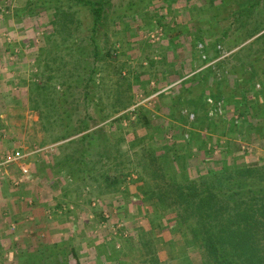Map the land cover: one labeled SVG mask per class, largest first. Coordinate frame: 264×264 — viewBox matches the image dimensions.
Here are the masks:
<instances>
[{"label": "rangeland", "instance_id": "374dc122", "mask_svg": "<svg viewBox=\"0 0 264 264\" xmlns=\"http://www.w3.org/2000/svg\"><path fill=\"white\" fill-rule=\"evenodd\" d=\"M143 1L115 0L95 21L93 7L74 0H0V101L5 102L0 158L16 153L19 158L3 166L0 176L16 171L21 177L11 180L13 188L32 180L42 191L61 195L55 199L59 208L46 204L42 220L72 222L61 240L42 242L34 251L3 245L0 264H122L124 257L127 264H141L136 226L146 225L145 216L162 214L164 226L173 217L158 203L136 199L142 196L134 180L145 155L169 161L164 167L178 177L205 171L204 155L212 154L205 160H215L214 168L264 161V135L251 140L248 134L258 122L264 125V102L253 103L264 97V56L256 60L257 72L243 65L252 58L245 55L264 50V0H184L192 20L180 29L194 35L197 51L191 77L188 70L175 71L172 58L159 56L173 47L162 43L176 29L166 5L171 0L166 7L152 6L161 0H146L148 6ZM233 22L234 37L221 38L223 26ZM238 55L242 59L234 65L229 56ZM222 56L227 63L221 68L215 59ZM231 66H244L241 75ZM161 70L165 79L175 72L184 83L159 93ZM240 76L244 86L237 83ZM216 103L221 114H210ZM106 177L120 183L106 191ZM137 206L144 213H132ZM46 231L27 233L44 239ZM156 241L161 264H201L199 254L185 251L177 236L168 244ZM72 247L76 257L68 254Z\"/></svg>", "mask_w": 264, "mask_h": 264}, {"label": "trees", "instance_id": "16d2710c", "mask_svg": "<svg viewBox=\"0 0 264 264\" xmlns=\"http://www.w3.org/2000/svg\"><path fill=\"white\" fill-rule=\"evenodd\" d=\"M89 4L98 21L103 6ZM148 154L134 181L140 183L143 201L162 205L173 217L164 226L162 214L145 216L146 225L136 226L144 254L141 264H161L154 250L156 239L168 244L173 236L182 241L185 251L197 252L201 264H264V161L255 165L228 161L214 168L211 161L215 160H205L212 154L204 155L205 171L178 177L177 172L170 174L164 167L169 161ZM180 166L185 171L183 163ZM104 182L106 191L120 183L111 177ZM100 217L104 219L102 214ZM68 254L77 256L73 247ZM126 260L121 258L122 264H127Z\"/></svg>", "mask_w": 264, "mask_h": 264}, {"label": "crops", "instance_id": "0c3cea01", "mask_svg": "<svg viewBox=\"0 0 264 264\" xmlns=\"http://www.w3.org/2000/svg\"><path fill=\"white\" fill-rule=\"evenodd\" d=\"M74 1L76 3H79V2L86 3L87 5H90L89 3H92L93 6H96V7H99L98 3H100V2H97L94 0H74ZM167 1H169V0H167ZM232 1H234V0H232ZM116 3L117 2H115V0H108V1L102 2L100 4L104 7L105 5L115 6ZM131 3H133V2L131 1ZM140 3L142 6L143 5L148 6V3L146 2V0L143 1V3L142 2H140ZM156 3H157V5H155ZM156 3L153 4L152 6L166 7L165 6V4H166L165 0L156 1ZM166 5H167V7H170L169 13L172 9V15H174V22L171 21V24H174L176 29H174V32L172 34L165 35V37H164L165 39L162 42V43H165V41L168 43L171 42L172 44H170V45H173V47L171 49H169L168 51L164 50V52H162V53L160 52L161 54L159 53V56L165 55L168 58V60L170 58H172L171 66L174 68V70L178 71V72H183L185 70H188L189 72H191L189 74V76L191 77L192 75L196 74V61L194 58H196L195 52H197V51L191 43V39H193L194 35L187 34V33H185V30L180 29V28L182 26H184V24H187V22L189 23L190 20H192L191 14H190L192 12V9L189 8V6L187 5V3L184 0H173V1L171 0V2L170 1L167 2ZM253 5H255V4H253ZM249 6H252V5H249ZM259 6H261V4ZM237 16L239 19V17H240L239 13L237 14ZM126 20L127 19H125V21ZM235 22H233V25L228 23L227 25L223 26L225 28V31H223L222 35H220L221 38H224L226 40H230V39H232V37H234V35L232 36L233 32L238 30V25H234ZM126 23H128V22H126ZM130 23H132V22H129V24ZM242 23H245V22L242 21ZM247 26H249V25H247ZM166 27H168V26L166 25ZM229 29L231 31H229ZM97 35L98 34H96V37H97ZM98 36L100 37L101 35H98ZM253 38L254 37H252L250 39L253 40ZM235 48H237V46H235L233 49H235ZM126 52H127V54H133L134 53L133 50L131 52L130 51H126ZM12 53L14 54V52H12ZM227 53H225V54H227ZM260 53H262V55H260ZM108 54H109V52H108ZM215 54L216 53H214V55ZM203 55H204V53H203ZM245 56L246 57L252 56V58H251L250 63H245L243 65L246 66V64H248V67H252L253 69H255L253 71L257 72V70L260 68L258 66H256L257 65L256 60L257 59L259 60L261 56H264V50L256 49V50L250 52L248 55H245ZM245 56H243V57L245 58ZM225 57H227V56H225ZM225 57L222 56V57H220V59H218V57H217V59H215V60H217L216 63L219 60L222 61L221 65H220L221 68L227 63V62H225L224 64H222L227 59V58L224 59ZM229 57H230V61H233V62L235 61L234 65H236L240 59H242V56H239V55L234 56V57H231V56H229ZM144 58H148V57H144ZM141 59H143L142 55H141ZM125 61L127 62V59ZM141 63H142V61H141ZM244 66H237L236 68H234L233 66H231V67L233 69L237 70V73L239 75H241V73H239V72L242 71V69H244ZM261 70H264V68H262ZM162 72H163V70L158 71V73H160V77H158V78H161V82H164L162 84L164 87L160 91H158L159 93H162L163 91H166V90H169L172 88H176L180 83H184V81H185V80H183V77L176 75L175 72L173 73L174 75H172L171 78L168 77L169 79H165L164 78L165 76H163L164 74L162 75ZM6 75L9 76L8 73ZM185 78L186 77H184V79ZM188 79H190V78H188ZM237 80H238L237 83H239V85H241V86H244L245 85L244 83H247L246 78L244 76L238 77ZM148 84L155 85L153 81L148 82ZM171 86H173V87L171 88ZM257 86H259V85H257ZM139 91L143 92V90H141V89H139ZM263 93H264V91H263ZM19 97L21 98L22 96H19ZM258 97L254 98L253 103L258 104V103L264 102L263 95H259ZM4 103L2 100L0 101V105H2ZM131 107H133V104ZM4 117H5V115L0 113V135L2 134V131L5 128L4 127L5 122L3 123V121H2ZM263 127H264V125H261L259 122H258V124H256L255 126L252 127V130L250 132H248V134L252 135L251 140H253L256 137H259L258 135H260V134H262L261 138H263V135H264V128ZM256 128H258L260 131V132H258V134L256 133ZM255 142H256V140H255ZM25 163H27L28 166H32L31 163L29 165V163L27 161H24V162L20 161L19 165H21V164L25 165ZM31 170L32 169H30V172H31ZM14 177L19 178L21 176L19 173H16V171L11 172V174H6V175L4 174V175L0 176V234H1V238L4 236L2 239L4 241H7V243L3 241L0 244V247H2L3 245L7 246V244H8V246L10 245L9 246L10 248L14 249L17 246V248H20V250L21 249H23V251L28 250V252H29L31 250L34 251V249L41 246L40 243H42V242L43 243L46 242L47 245L48 244L51 245V244H54V242L57 239L61 240L63 237V235H61L63 230H65L67 227L71 226L72 222L71 221L68 222V220H66V219L63 220L61 217V218H59L61 220H58V218H56L55 220H50V224L46 225V223L43 222V220H42L43 214L46 213V209L44 208L46 206V204L50 208H52L53 210L56 209L57 207L59 208V205H61V203L55 202V199H58L61 195L59 197H56L57 195H55V194L52 195V193H51V195H50L49 190L48 191L47 190L42 191L40 187L35 186V184H32L33 183L32 180H28L27 182L21 184V186L13 188L11 185V182H12L11 180H13ZM28 188H29V190H28ZM59 192H61V191H58L55 193H59ZM30 197L33 198L32 201L28 200ZM136 199H140V201L142 200L141 197H138ZM139 209H140V206H139V208L137 206L136 211L133 210L134 212H132V213H138V212L144 213V211L140 212ZM27 216H29L28 219H30V221H27L24 218ZM54 216H56V214L52 215L51 217H54ZM5 218L7 219V221ZM7 222H8V224H7ZM15 226H16V229L18 231L12 232L11 231L12 227H15ZM42 227H46V229L48 230V231H46V236L48 237L47 240H45L46 236L43 239V238H40L37 236L33 237L34 236L33 232H30L32 235L27 233L28 229L30 231L33 230L36 232V231H38V229H41ZM7 230L10 231L11 234L6 233ZM11 238L13 240L8 241ZM33 238H35L34 243H33ZM17 240L19 242H17ZM16 259L18 262H20V259H18V258H16ZM10 260L13 262L14 258H11Z\"/></svg>", "mask_w": 264, "mask_h": 264}, {"label": "built area", "instance_id": "2783aa9c", "mask_svg": "<svg viewBox=\"0 0 264 264\" xmlns=\"http://www.w3.org/2000/svg\"><path fill=\"white\" fill-rule=\"evenodd\" d=\"M208 102L210 104H212V101L211 100H208ZM212 113H218V114H221V106H220V103H216L215 106H213V110L212 112H210V114ZM190 119H193L194 115L193 114H190L189 115ZM18 157V154L16 153V156H12V155H7V156H3L0 158V169L5 166L6 164H9V163H12L14 161H16Z\"/></svg>", "mask_w": 264, "mask_h": 264}]
</instances>
